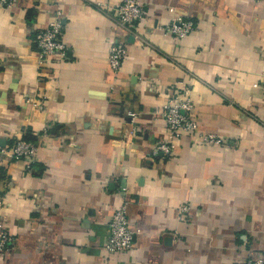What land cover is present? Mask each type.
Returning <instances> with one entry per match:
<instances>
[{
  "label": "crops",
  "instance_id": "1",
  "mask_svg": "<svg viewBox=\"0 0 264 264\" xmlns=\"http://www.w3.org/2000/svg\"><path fill=\"white\" fill-rule=\"evenodd\" d=\"M121 2L17 0L0 10V148L24 137L38 144L30 171L0 154V219L14 238L0 264H245L264 255V0H140L144 20L132 26L117 20ZM57 12L66 53L41 70L35 32ZM174 17L193 29L161 31ZM113 42L127 49L118 72ZM179 83L197 133L153 155L169 138L161 109ZM198 133L223 143L203 144ZM124 201L139 232L130 250L108 253V223Z\"/></svg>",
  "mask_w": 264,
  "mask_h": 264
},
{
  "label": "built area",
  "instance_id": "2",
  "mask_svg": "<svg viewBox=\"0 0 264 264\" xmlns=\"http://www.w3.org/2000/svg\"><path fill=\"white\" fill-rule=\"evenodd\" d=\"M260 1V0H256ZM17 0H0V10H9L16 6ZM115 14L120 24L132 26L143 22L144 12L140 0H122L115 7ZM160 28V27H159ZM193 29V22L174 17L167 26L160 28L164 33H169L177 38H182ZM63 25L60 13L53 15L52 19L42 28L36 30L34 41L37 48V63L42 69L47 68L52 58L62 59L66 53V44L62 37ZM127 55V49L120 42H113L109 50V66L113 72H118L122 61ZM26 102L36 109L42 110L44 104L42 100L34 98L27 99ZM192 99L189 90L181 83L172 86V94L167 99L161 109V116L165 122L168 133V140L156 143L152 148V154H164L169 156L174 149L175 141L184 134L197 133V124L190 116L192 109ZM130 123L136 121V113L127 112ZM130 132L129 134H132ZM134 135V133H133ZM128 136V135H127ZM198 140L203 144L219 145L223 139L212 133H198ZM38 144L37 141L19 138L13 141L8 147L0 148V154L10 160H22L25 170L30 171L32 165L37 160ZM188 206L180 208V218L188 212ZM138 229H133L130 225L127 202L124 201L115 209L109 223L108 233L103 244V248L108 253L123 252L130 250L133 246V237ZM14 238L9 235L0 219V258H2L11 248ZM245 264H264V255L249 258Z\"/></svg>",
  "mask_w": 264,
  "mask_h": 264
},
{
  "label": "trees",
  "instance_id": "3",
  "mask_svg": "<svg viewBox=\"0 0 264 264\" xmlns=\"http://www.w3.org/2000/svg\"><path fill=\"white\" fill-rule=\"evenodd\" d=\"M23 139H25V140H30V141H35V139L34 138H32V137H24Z\"/></svg>",
  "mask_w": 264,
  "mask_h": 264
}]
</instances>
